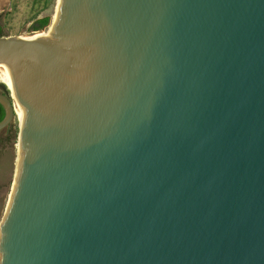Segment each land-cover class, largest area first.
<instances>
[{
    "label": "water",
    "instance_id": "95a60500",
    "mask_svg": "<svg viewBox=\"0 0 264 264\" xmlns=\"http://www.w3.org/2000/svg\"><path fill=\"white\" fill-rule=\"evenodd\" d=\"M0 61V264H264V0H60Z\"/></svg>",
    "mask_w": 264,
    "mask_h": 264
},
{
    "label": "rangeland",
    "instance_id": "374dc122",
    "mask_svg": "<svg viewBox=\"0 0 264 264\" xmlns=\"http://www.w3.org/2000/svg\"><path fill=\"white\" fill-rule=\"evenodd\" d=\"M57 0H40L38 5L35 6L33 0H20L15 12L18 14L11 17L8 22V26L11 29L10 31L13 33V37H17L23 35V38L32 37V34H26L24 30H26L30 23L33 20L34 9L37 15L47 16L52 19L53 14L56 11ZM34 7V9H33ZM31 10V11H30ZM31 12V14L29 13ZM15 15V14H14ZM26 27V29H24ZM1 84H3L0 81ZM8 92V87L3 84ZM5 91L4 88H1ZM18 137H19V120L18 116L15 114V118L13 123L9 128L0 132V223L4 216L8 196L11 192V188L13 185L14 175L11 178L8 176L10 170H15L17 165V153H18Z\"/></svg>",
    "mask_w": 264,
    "mask_h": 264
},
{
    "label": "bare ground",
    "instance_id": "6f19581e",
    "mask_svg": "<svg viewBox=\"0 0 264 264\" xmlns=\"http://www.w3.org/2000/svg\"><path fill=\"white\" fill-rule=\"evenodd\" d=\"M59 7H60V0H57V5H56V11L53 14L52 17V22L49 26V28L45 31H39L40 33H35L32 37H27V38H23L20 36H17L15 38H19L22 40H35V39H40V38H45L48 37L56 19H57V15H58V11H59ZM0 81L5 84L12 92H14V77H13V71L11 66L4 62V61H0ZM14 107H15V112L16 115L18 116V120H19V138H18V155H17V165L15 168V172H14V179H13V185L11 188V192L8 196V201H7V206H6V210L4 213V216L2 218V221L0 223V233H1V229L6 217V213L8 210V206L10 203V199L12 196V192H13V188L15 185V181H16V177H17V173H18V168H19V163H20V158H21V154H22V147H23V141L21 140L23 135H24V129L21 127V110H20V100H18L16 97L14 98Z\"/></svg>",
    "mask_w": 264,
    "mask_h": 264
},
{
    "label": "flooded vegetation",
    "instance_id": "af4514ba",
    "mask_svg": "<svg viewBox=\"0 0 264 264\" xmlns=\"http://www.w3.org/2000/svg\"><path fill=\"white\" fill-rule=\"evenodd\" d=\"M19 2L20 0H0V38L15 36L10 31L11 29L8 26V22L10 21L12 16L16 18L15 16L18 14V12L17 11L15 12V9L17 10V8H19L18 6ZM39 2L40 0H33L35 6L38 5ZM29 13L31 14V12ZM37 13L38 12H36L34 9L33 14H31L33 16V20L27 29L26 27H24V29L26 30H24L23 34L26 33V34L34 35L35 33H40L34 31H40L46 27V26L42 27V25H43V21L47 18V16L37 15ZM20 37H23V35H20ZM0 92L5 93V91L1 88H0Z\"/></svg>",
    "mask_w": 264,
    "mask_h": 264
},
{
    "label": "trees",
    "instance_id": "16d2710c",
    "mask_svg": "<svg viewBox=\"0 0 264 264\" xmlns=\"http://www.w3.org/2000/svg\"><path fill=\"white\" fill-rule=\"evenodd\" d=\"M50 20H51V19H50L49 17H47V18L43 21V25H42V27L49 25ZM0 88H4V89H5V93H7V94L9 93V92L6 90L5 86H4L3 84H1V83H0ZM5 116H6V111H5L4 107L0 104V122L5 118Z\"/></svg>",
    "mask_w": 264,
    "mask_h": 264
}]
</instances>
